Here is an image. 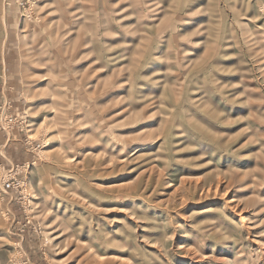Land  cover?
Segmentation results:
<instances>
[{"label": "rangeland", "instance_id": "rangeland-1", "mask_svg": "<svg viewBox=\"0 0 264 264\" xmlns=\"http://www.w3.org/2000/svg\"><path fill=\"white\" fill-rule=\"evenodd\" d=\"M0 264H264V0H0Z\"/></svg>", "mask_w": 264, "mask_h": 264}, {"label": "built area", "instance_id": "built-area-1", "mask_svg": "<svg viewBox=\"0 0 264 264\" xmlns=\"http://www.w3.org/2000/svg\"><path fill=\"white\" fill-rule=\"evenodd\" d=\"M2 186L5 189H11V188H13L14 185H13V182L11 181V179H6L3 181Z\"/></svg>", "mask_w": 264, "mask_h": 264}]
</instances>
